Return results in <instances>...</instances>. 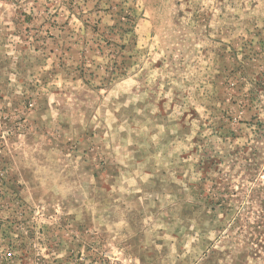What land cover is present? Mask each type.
<instances>
[{
  "label": "rangeland",
  "instance_id": "rangeland-1",
  "mask_svg": "<svg viewBox=\"0 0 264 264\" xmlns=\"http://www.w3.org/2000/svg\"><path fill=\"white\" fill-rule=\"evenodd\" d=\"M264 264V0H0V264Z\"/></svg>",
  "mask_w": 264,
  "mask_h": 264
},
{
  "label": "built area",
  "instance_id": "built-area-1",
  "mask_svg": "<svg viewBox=\"0 0 264 264\" xmlns=\"http://www.w3.org/2000/svg\"><path fill=\"white\" fill-rule=\"evenodd\" d=\"M40 257L36 256V258H27L23 264H41Z\"/></svg>",
  "mask_w": 264,
  "mask_h": 264
}]
</instances>
